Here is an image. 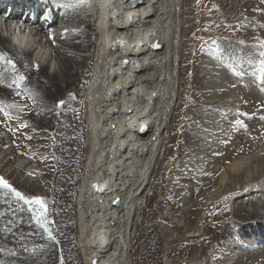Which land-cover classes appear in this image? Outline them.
<instances>
[{"label":"bare ground","instance_id":"6f19581e","mask_svg":"<svg viewBox=\"0 0 264 264\" xmlns=\"http://www.w3.org/2000/svg\"><path fill=\"white\" fill-rule=\"evenodd\" d=\"M67 1V6L62 8L60 1L47 0L52 9L58 8V11L61 12L62 8V15L59 13L54 15L55 17L60 16L56 19L57 26L61 23L58 27L56 25L49 26V21L47 26L44 20L33 21L30 17L24 25L29 29L27 32L17 31L18 27L10 32V37L23 47L37 45L38 41L33 38L34 30L36 34H41L44 39H42V43L45 42L48 46L53 45L52 51L50 49L48 55H45L47 53L45 50L44 53L42 52V56L49 62L47 64H39L33 57L34 52L30 50L14 48L0 30V54L5 56L4 60H0V102H2L0 107H3L5 112H8L9 107L13 108L11 122L13 121V127L20 130L21 127L26 129L23 116L32 119L38 110L42 113V106L50 110L60 98L66 102L73 84L77 85L76 92L83 88L90 62L88 55L86 57L85 54H78L73 49L90 54L93 49L94 36L97 34L94 53L95 74L89 83L90 91L86 94L89 102L87 110L89 151L80 181L77 201V241L80 245L82 264H133L130 244L131 227L134 225L137 211L151 186V179L161 156L164 133L177 104L176 95H178L179 88L177 75L179 74V64L183 62L178 53V46L182 42V32L185 36L183 30L185 21L181 19L180 4L183 3L184 6L187 0H87L86 3L83 0ZM204 1H209L216 7H221L228 2L227 10L221 11L223 16L219 17L220 20H218L219 18L211 20L212 24L223 27L232 26L229 31L237 34V37L231 38L235 43L240 41L243 46L244 41L256 42L261 46L258 51H256V46H243V48L236 46L235 49L239 52L248 48L247 55H253L252 57L256 59V62L253 59V64L256 65L246 66L242 69V73L246 77L237 78L236 82L240 83V89H247L245 92H248L253 98L264 99V91H262L264 89V65L262 62L260 63L261 59L264 61V0H231V2H229L230 0H190L191 7L194 8L198 2ZM245 3H249V12L246 16L240 13L242 5L247 6ZM82 7L84 9H81ZM0 8L6 10L4 5H0ZM93 8L97 15L95 19L93 18L94 20H92ZM238 8L240 9L237 11ZM255 16L256 18H254ZM17 17L18 14L15 12L12 19ZM7 21L0 20V27L2 32L9 33L11 25ZM83 25L91 27L95 30L94 33L82 29ZM52 27H55L53 32L49 30ZM257 33L260 36H257ZM222 35L223 38L230 40L229 35ZM152 43L159 44L161 48L156 50L150 46ZM239 52H236L237 55L232 58L227 60L224 58V62L221 57L219 59L222 62L221 66L217 65L213 58H207L200 62V69L203 72L200 73L199 83L205 84L201 97L208 98L205 100L206 108L212 109L210 111L214 113L219 110L217 108L224 107L225 111L221 112L228 114L229 106L235 103L233 92L228 87L230 84L228 75L230 74H226L224 70L229 68L234 72L235 68L246 65V62L240 61L241 54ZM225 54L226 51L223 56ZM52 57L58 58V63L55 61L58 65L55 64L54 71L51 73L49 68L50 63H53ZM124 57H127L128 61H124ZM8 59L15 63V71L7 65L6 60ZM254 68H256L255 70L261 69L263 73L256 75ZM20 75H23L25 79L13 83V78ZM33 76L36 79H33ZM215 79L217 82L214 85L213 80ZM242 85H246V87ZM220 92L227 93V97L224 98L225 95ZM63 93L65 96L59 97ZM33 95L36 96L37 103L33 101ZM78 102L75 100L74 104ZM262 102L264 100H261L259 104ZM213 108L215 109L213 110ZM79 110L76 108L72 117H69V122L63 129L65 130L62 134L63 137L68 139L72 137L73 123L79 116ZM64 112V109L58 110L56 120L49 118L50 125L60 127L63 124L61 118ZM9 117L0 112V124L8 122ZM221 119L219 113L210 121L214 123ZM261 119L264 120L260 116L256 117L257 121ZM46 123L48 121H43L41 124L46 125ZM197 136L199 135L197 134ZM197 136L192 135L191 141H196ZM201 144L202 146L196 150L198 156L196 160L198 162L214 160L218 153L212 154L215 149L212 150L210 137ZM219 144L221 147L218 149L221 152H226L222 161L231 159L218 183L222 187L221 192L226 191L228 194L220 193L223 196L220 194L211 196L212 193L209 191L211 194L205 195V188L211 185L210 179L204 175L198 179L199 181L195 180V184L192 185V193L190 192L195 200L193 198L191 200L189 197L188 199H179L177 203L179 207L186 202L190 204L188 211L180 209L183 214L179 216L183 215L185 221L183 223L180 221L171 222V225L175 224L176 226L172 231L169 228L166 229L167 225H164L161 229L162 234L169 235L170 237L167 239L174 241L177 237L172 235L181 228L188 229V225H190L188 220L192 219V222L197 224H193L190 229L194 230L193 234H189L193 239L190 237L188 241L192 245L190 251L195 252L194 258H198L197 261L190 260L193 261L192 263L199 261L200 264H264V243L253 246H250L249 243L250 240L255 239H260L255 240L258 242L264 241V235L253 230L257 227L264 231V187L255 190L253 193L256 195H245L237 203V206L234 207V216L237 219L234 222L229 218L222 217L226 222V227L221 228L222 232L218 236L214 233L209 235L206 228L199 230L197 227L200 220L203 223L212 220L213 217L217 220L219 216L216 217V213L222 214L221 210L227 204L228 196H231L234 191L236 192L245 184L258 182L264 178V165L253 166L257 160L261 163V153H254L250 157L243 155L236 157L233 149L228 147L229 145ZM5 145V139L0 137V148L2 147L4 150ZM204 151L210 155L207 157ZM233 156L234 158H231ZM4 161L3 158L0 163L5 165ZM247 163L251 168L249 166L246 169L247 172L239 174V171H242L241 169L245 168ZM14 168L16 173L20 174L27 170V164L22 165L19 169ZM230 175L234 176L236 180L234 184L225 182ZM187 188L188 185H184L183 189ZM0 194L4 195L5 191L0 189ZM19 206L21 205L14 196H0V215L2 218L5 217L3 228H9L8 231H10L8 235H5L2 231L3 228H0V239L6 240L5 244L0 245V264H47L50 257H53L57 252L51 241L35 240L32 239V236H30L31 239L27 238V242L23 241L27 236L24 229L20 232L21 238H17V243L13 242V237L19 227L14 228L12 217H25L28 221L25 211L22 214L16 212L13 215L15 212L12 211L13 207L18 208ZM21 208L23 207L21 206ZM173 212L163 215L171 218L175 214ZM248 225L251 227L250 229ZM246 229L249 234L254 231L251 237L248 234L245 240L238 241V243L232 241L230 236L237 240L241 234L246 233ZM207 236L214 241L209 242ZM195 237L199 239L197 240ZM225 238L227 240L223 241ZM245 242L247 245H244ZM59 245L62 254V240ZM243 246L245 247L244 252L241 250L236 252L234 249ZM199 247H203L202 250H199ZM71 248L73 249L72 244ZM225 248L236 257V260L231 261L222 256L220 250H225ZM249 248H256L257 251L249 252ZM215 257L217 260L214 262L211 259ZM249 258L252 259L251 262H249ZM259 259L263 261L261 262Z\"/></svg>","mask_w":264,"mask_h":264},{"label":"rangeland","instance_id":"374dc122","mask_svg":"<svg viewBox=\"0 0 264 264\" xmlns=\"http://www.w3.org/2000/svg\"><path fill=\"white\" fill-rule=\"evenodd\" d=\"M83 2L86 3L87 0H83ZM229 2H231V0ZM227 3L221 7H216L210 4L209 1H204L198 2L194 8L191 7L190 0H187L184 6L183 3L180 4V8H182L181 19L185 21L183 29L185 36L182 32V42L178 46V53L181 56V60L183 62L182 64L181 62L180 64L178 63L180 67L179 74L177 75V83L179 85L177 93L178 95H176L177 104L173 109V116L169 126L166 128V132L164 133L161 147V156L156 165L155 173L152 176L151 186L147 191L148 194L146 193L147 195L145 196L144 201L137 211L134 225L131 227L130 244L131 260L133 264H200L199 261L197 263H192L193 261H197L198 258H194L195 252L193 250L190 251L192 245L191 242L188 241L190 237V239H193V237L189 234H193L194 230L190 229L193 227V224H197L196 222L193 223L192 219L188 220V223L190 224L188 225V229L185 230L181 228L179 231L177 230V232L172 235L177 237L174 241L168 240L167 238L170 236L167 234H162L161 229L164 225H167L166 229L169 228V230L172 231L176 228V226L175 224L171 225V222L180 221L183 223L185 221L183 215L179 216L183 214L180 212V209L188 211L190 204L186 202L179 207L177 203L179 199L183 198L188 199L190 197L191 200L192 198L195 200V198L190 194V192L192 193V185L195 184L196 181H199L198 179L202 176H208L210 179V184L212 185L205 188V195H210L211 193V196H215L220 193L223 195L228 194L226 191L221 192L222 187L219 186L218 183L223 176L225 167L229 165L231 159L222 161V157L226 155V152H221V150L218 149L221 147L219 143L224 146L229 145L228 147L233 149V153L235 154L234 156L236 157L241 155L244 157H250V155L259 152L261 153V163H259L257 160L253 166H261V164L264 165V120H256L257 116L264 118V102L259 104V102L264 99L253 98L248 92H245L247 89H240V83L236 82L237 78L246 77L243 75L242 69L246 66L253 67L255 64H253V62L254 60L256 62V59L252 57L253 55H247L246 52L248 48L243 52H239L237 49H235L236 46L241 47L242 44H240V41L235 43L234 40L231 39L233 37H237V34H233L229 31L231 30L232 26L223 27L222 25L212 24L213 21L211 22V20H215V18L218 19L219 17L221 18L223 16L222 12H225L229 6ZM248 4L249 3H245L247 6L242 5L240 11L242 15H248ZM81 9L84 8L82 7ZM239 9L240 8H238L237 11ZM93 10L94 15L92 20L97 17L95 8H93L92 11ZM185 12L186 14H184ZM256 16L254 18H256ZM58 17L60 16L58 15L56 19ZM220 18L218 20H220ZM60 24L61 23H59L58 26ZM85 26L86 25H83L82 29L94 33L95 30H93L88 25L86 27ZM29 28L31 29L32 25ZM53 28L55 27H52L49 30L53 32ZM0 30L2 31L1 27ZM222 34L229 35L231 41L223 38ZM40 35H33V38L38 41V43H36L37 49L35 46L33 57L39 64H47L49 62L48 60L46 61L44 56H42V52L45 50L47 52L45 55H48L50 49L52 51L53 45L48 46L47 43H42L41 41L43 38L41 37L42 35ZM240 35L242 36V33H240ZM256 35L260 36L258 33ZM94 37L93 49L91 50L90 54L83 53L82 50L73 49V51L77 52L78 54H85L86 57L87 55L90 57V62L84 79V86L80 91L76 92L75 87H77V85L73 84L71 87V92L68 95V99L63 106H57L58 102L61 101V99L63 100V98H60L57 100V102H55L56 104L52 105L50 110L47 107L42 106V113L38 110V113L34 115L35 119L26 118L23 116L22 118L24 119L26 129L21 127L19 130L16 127H13V121L11 122V118L5 124H0V137H3L6 141L4 150L2 147L0 148V162L3 158L5 159V165L0 163V177L6 179L18 191L29 198L34 196L43 198L47 206V215L46 217H39L42 223L38 224L36 222L37 217L34 216L29 206L25 204L23 200L15 197L8 190L0 188L5 191L4 195L0 194L1 197L14 196L23 207H13L12 211H15L13 215H15L16 212H21L22 214L25 211L28 218L27 221L25 217H12L13 225H15L14 228L19 227L13 237V242L15 244L17 243L16 240L17 238H21L20 232L24 229L26 230L25 232H27V236H25V240L23 241L27 242L28 239H31L30 236H32V239L35 240L51 241L54 244L57 252L55 255H53V257H50V260L47 262V264H82L80 245L77 241V201L80 189V181L83 177L84 166L89 151V128L87 123V110L89 107V102L86 98V94L88 91H90L89 83L93 78V74H95L94 53L97 43V34H95ZM243 46H256V51H258L261 47L257 45L256 42L245 41L243 42ZM243 46L241 48H243ZM225 51L226 54L223 56ZM236 52L241 54L239 59L242 62H246V65L240 67L237 66L238 68H235L234 72L230 71L229 68L224 70L226 74H230L228 75L230 77V84L228 87L231 88L233 92V99L235 100V103L229 106L230 112H228V114L221 112L225 111L224 107L217 108L219 110H216V113H214L213 111H210L212 109L206 108L207 105L205 100L208 98L201 97L205 84L203 85V83H199L201 79L200 73L203 72L200 69V62L207 58H213L217 62L216 64L221 66L220 64H222V62L219 60L221 57V60L224 62V58L226 60L230 57L232 58L233 56L237 55ZM249 52L252 54L251 50H249ZM57 59L52 57L53 63H50L51 66L49 68V72L52 73L54 71V67L56 66L55 64L58 63ZM55 61H57V63ZM261 62L262 65H264V61L262 59L260 63ZM255 69L256 68H254V70ZM79 70L81 71L80 68ZM261 73H263L261 69L257 68V70H255L256 75ZM32 78L36 79L35 76ZM213 81V84L215 85L217 79ZM242 86L246 87V85ZM222 94L225 95H223L224 98L227 97V93ZM62 95L65 96L63 93L59 95V97H63ZM32 98L33 101L37 103L36 96L33 95ZM75 100L79 102L74 104ZM76 108L80 109L78 112L79 116H77L78 119L76 118V121L73 123L71 133L72 137L68 139L62 136V134L65 132L63 129H65L64 127L67 126L66 124L69 122L68 119L70 116L72 117V114ZM60 109L65 110L61 118L63 124H61L60 127H54L53 124L50 125L49 120H56V113ZM214 109L215 108H213V110ZM12 110V107L8 108V114L10 117L13 115ZM219 113L221 114V121H215L212 123L210 119L214 118ZM43 121H48V123H46V125L41 124ZM197 134L200 137L197 136ZM192 135L197 136L196 141H191L190 137ZM208 137H210V141L212 142V150L215 149L212 154L217 152V158L215 157V159L210 162L207 160L204 162H198L196 160L198 159L196 150L202 146L201 143ZM7 152L9 153L7 154ZM204 154H206L207 157L210 155L205 151ZM234 156L231 158H234ZM219 157H221V159L218 160ZM208 160H210V158ZM26 164L27 170L17 174L14 167L19 169L22 165ZM249 166V163H247V166L241 169L242 171H239V174L247 172L246 169ZM249 168H251V166ZM235 181L236 180L234 176L230 175L226 178L225 182H231L234 184ZM263 184L264 178L258 182L245 184L236 192L234 191L231 196H228V202L226 205H224V209L221 210L222 214L216 213V217L219 216V218L216 220V218L213 217L212 220H207L204 223L200 220L201 225L198 224V229L203 230L206 228V231H208L209 235L214 233L216 236H218L222 232L221 228L226 227V222L222 217H225L226 219L229 218L230 221L234 222V220L237 219L234 216V207L237 206V203L241 201L245 195H256V193L253 192L258 188H263ZM184 185H188V188L183 189ZM209 191L211 193H209ZM216 211L218 212V208ZM169 212H173L175 214H173L171 218L163 215L164 213ZM177 213L180 214L177 215ZM45 220L47 223H43ZM21 223L22 225H20ZM4 225L5 217L2 218L0 215V228H3ZM206 225L207 227H205ZM8 230L9 228H3V234L8 235L10 233ZM253 230L261 235H264V231L260 230V228L256 227ZM247 232L248 230L246 229V233L244 234L248 235L249 233ZM253 232L248 236L251 237ZM242 235L243 234H241V236ZM230 237L232 241L238 243L239 240L237 241L233 236ZM195 238L197 240L199 239L198 237ZM207 238L209 242L214 241L208 236ZM61 240L62 254L59 245ZM226 240V238L223 239V241ZM5 242L6 240L0 239V245L5 244ZM71 244L73 249L71 248ZM245 245H247L246 242ZM202 248L203 247H199V250H202ZM234 249H238V252H240V250L241 252L245 251L244 246L242 248L235 247ZM199 250H197V252ZM254 251L256 252L257 249L249 248V252ZM220 252H222V256L226 259L231 261L236 260V257L231 255L227 248H225V250H220ZM190 260L193 261L191 262ZM211 260L215 262L217 258L215 257ZM248 260L249 262L252 261L251 258ZM259 261L262 262L263 260L259 259Z\"/></svg>","mask_w":264,"mask_h":264},{"label":"snow or ice","instance_id":"6c2138e0","mask_svg":"<svg viewBox=\"0 0 264 264\" xmlns=\"http://www.w3.org/2000/svg\"><path fill=\"white\" fill-rule=\"evenodd\" d=\"M4 59H5L4 54H0V60H4ZM6 63H7V65L11 66V69L13 71H15L16 65L12 60L8 59V60H6ZM24 79H25V77L23 75H20L18 77H14L12 82L17 83V81H23ZM262 91H264V89H262ZM64 103L65 102L63 100H61L58 102L57 106L61 107L64 105ZM0 104H2V102H0ZM0 112H3L4 116L9 117L8 112H5L3 110V107H0ZM9 118H11V117H9ZM0 188L8 190L15 197L19 198L20 200H23L24 203L29 206V208L33 212L34 216L37 217L36 222L38 224L42 223V221L39 219V217H41V216L46 217V215H47V206H46V203L43 200V198L38 197V196H34L32 198H29V197L25 196L23 193L18 191L14 186H12L3 177H0ZM33 206H38V207H33ZM43 223H47V221L45 220V221H43Z\"/></svg>","mask_w":264,"mask_h":264},{"label":"clouds","instance_id":"9594fccd","mask_svg":"<svg viewBox=\"0 0 264 264\" xmlns=\"http://www.w3.org/2000/svg\"><path fill=\"white\" fill-rule=\"evenodd\" d=\"M23 10H24V9H23ZM1 32H2V31H1ZM26 32H27V31H26ZM2 33L5 35V31H3ZM33 35L35 36V35H40V34H36L35 31H34V32H33ZM5 36L8 38L10 44H11L14 48H16V49H18V50H30L31 52H34L35 46H34V47L30 46L31 49H30L29 47H23V46H20L16 41H13V40H12L11 38H9L7 35H5ZM40 36H41V35H40Z\"/></svg>","mask_w":264,"mask_h":264},{"label":"water","instance_id":"95a60500","mask_svg":"<svg viewBox=\"0 0 264 264\" xmlns=\"http://www.w3.org/2000/svg\"><path fill=\"white\" fill-rule=\"evenodd\" d=\"M157 43H152L150 44L151 47H154L156 50H159L161 48V46L158 44L156 45ZM124 61H128L127 57H124Z\"/></svg>","mask_w":264,"mask_h":264}]
</instances>
